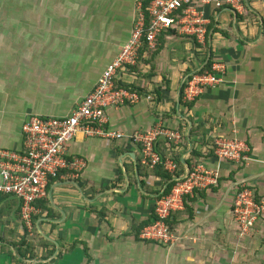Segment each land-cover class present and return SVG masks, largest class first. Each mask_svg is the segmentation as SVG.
Listing matches in <instances>:
<instances>
[{"label":"crops","instance_id":"0c3cea01","mask_svg":"<svg viewBox=\"0 0 264 264\" xmlns=\"http://www.w3.org/2000/svg\"><path fill=\"white\" fill-rule=\"evenodd\" d=\"M138 4L141 0H0V149L22 150L21 126L29 115L67 116L92 91L129 39ZM191 6L208 19V53L177 28L162 36L152 63L142 62L140 71L120 70L116 82L144 81L151 98L106 109L105 128L121 138L76 134L67 154L83 158L86 166L78 176L63 171L49 179L30 229L20 218L19 201L0 194V264L235 260L225 252L239 242L232 213L236 186L245 183L264 199V0H241L239 7L192 0ZM210 55L223 66L222 81L187 106L184 80ZM159 124L182 128L186 141L171 151L180 153L184 173L193 150L208 151L209 137H235L248 146L240 162L214 154L191 157L193 165L216 171L219 180L189 195L172 215L171 245L139 234L165 184L145 169L131 136ZM257 224L264 226V212Z\"/></svg>","mask_w":264,"mask_h":264},{"label":"built area","instance_id":"2783aa9c","mask_svg":"<svg viewBox=\"0 0 264 264\" xmlns=\"http://www.w3.org/2000/svg\"><path fill=\"white\" fill-rule=\"evenodd\" d=\"M202 3L221 2L239 7L241 0H200ZM192 0H151L146 10L139 4L129 39L122 45L116 57L105 67L92 91L64 117L29 115L22 123L23 147L20 151L0 149V194L11 195L19 201L20 218L29 229L37 209V199L45 197L50 178H57L63 171L72 176L81 174L86 166L83 158L68 156L67 144L77 133L85 136L121 138L123 135L105 128L106 109L138 102L142 97L124 87H116L120 70L136 64L139 49L147 44L149 49L157 45V36L165 29L176 26L179 31L193 35L202 45L206 43L208 19L202 11L191 6ZM180 11V13H179ZM223 66L213 63L210 70L194 71L184 80L182 99L193 101L205 88L222 81ZM140 149L141 162L150 168L163 164L169 172L177 170L176 163L163 159L155 150V143L162 137L177 144L181 140L178 129L156 125L132 136ZM215 155L219 158L240 162L246 158L248 146L242 139L218 136L214 141ZM167 193L164 191L155 201V218L140 231V237L171 245L175 235L168 225L172 214L184 208L185 197L195 190L217 183L218 173L194 164L192 169L175 177ZM166 185V184H165ZM233 199L232 213L239 231L250 230L264 212V199L256 200L252 187L241 184Z\"/></svg>","mask_w":264,"mask_h":264},{"label":"trees","instance_id":"16d2710c","mask_svg":"<svg viewBox=\"0 0 264 264\" xmlns=\"http://www.w3.org/2000/svg\"><path fill=\"white\" fill-rule=\"evenodd\" d=\"M150 1L151 0H141V5H142L143 10H146V7L150 3ZM179 13H180V11H179ZM174 29H177V27L174 26L172 28H168V29L163 30L157 36V45H156V47L154 49H149V47L147 46L146 43L143 44L141 46V48L139 49L138 58H137L136 64H134L132 66H129L130 70L132 69V70H135V71H140V65H141L142 62H144V64L145 63H147V64L152 63V60L154 59L156 53L158 51H160V49L163 46L164 37H162V36H164L168 32L176 31ZM197 44L202 45L200 43H197ZM202 47H204L205 53H208L209 48H208V41L207 40H206L205 45H202ZM212 64H213V58H212V55H210L209 58H208V60H207V62L204 64V66H202V68L200 69V71L210 70ZM145 75L147 76V79L152 76L150 73H147V74L144 73V77H145ZM143 83H144V81H141V80L135 81V82H133L131 84H129V83H122L120 81L119 82H116L115 81L116 87H124V88H127V89L131 90V91H135V92L139 93L140 95H146L147 94L146 91H147L148 87H147V84H145V83L143 84ZM183 88H184V84L182 85V92H183ZM156 92H157V94H160V92H159L158 89H156ZM182 101H183V99H182ZM191 102L192 101L187 102L186 103L187 106H191ZM172 129H174V128H172ZM199 129L201 131L200 136L201 137L203 136L204 137V141H205L206 134H205L204 130H202L201 128H199ZM178 130L180 131L182 137H181V140L177 144L173 143L172 141H168V140H166L165 138H162V137L158 138L157 141H156V143H155V150L158 152V154L160 155V157H162L163 159H166V158L172 159L176 163L177 170L174 171V172H169V171H167L164 168L163 164H158L157 166H155L153 168H150L148 165H143L145 167V169L148 170V172H150L151 174H154V175H158L161 178L163 184H167V188L165 189L164 193H167L169 191V189L171 188V186L175 182V179L174 178L181 176L184 173V171H185V169H184L185 168L184 162H182V160H181L180 153L179 152L178 153H175V152H172L171 151V149L174 146L178 145L180 142H182V140H185L186 141V136L183 134L182 128L179 127ZM192 132H193V130H192ZM190 135H192V134L190 133ZM206 141H210V145L208 146V149H207L208 151H206V153H201V152H196V151L193 150L191 152V157L192 156H197L199 158L200 157L202 158V157L207 156L209 154L210 155L211 154H214L215 155V152H214V147H215L214 141H215V137H209L208 139H206ZM138 146H140V145H138ZM191 157L188 158L187 161H186L187 162V165L189 166V169H192V167H193L192 166L193 164H192V160H191L192 158ZM218 180H219V178H218ZM218 180H217V183H218ZM211 186H213V185H211ZM211 186H209V187H211ZM236 187H237L236 188V192H237L241 187L239 185L236 186ZM195 191H197V190H195ZM158 197H159V195H158ZM187 197H185V200H186ZM257 200H259V198ZM154 218H155V214L153 215L152 219H149L146 222V224H149L150 222H152V220ZM146 224L143 223L142 226H141V229ZM168 225H169L170 229L172 230V224H171V220L170 219L168 220ZM141 229H140V231H141ZM143 240H145V239H143ZM146 241H150V240H146Z\"/></svg>","mask_w":264,"mask_h":264},{"label":"rangeland","instance_id":"374dc122","mask_svg":"<svg viewBox=\"0 0 264 264\" xmlns=\"http://www.w3.org/2000/svg\"><path fill=\"white\" fill-rule=\"evenodd\" d=\"M237 236L239 241L237 249H228V252H225L226 255L235 258L232 264H264V226L260 229V225H256L255 222L244 234L238 231Z\"/></svg>","mask_w":264,"mask_h":264},{"label":"water","instance_id":"95a60500","mask_svg":"<svg viewBox=\"0 0 264 264\" xmlns=\"http://www.w3.org/2000/svg\"><path fill=\"white\" fill-rule=\"evenodd\" d=\"M189 170V168H188V166H187V168H186V172ZM185 172V173H186ZM166 186H167V184L166 185H164V187H163V191H164V189L166 188Z\"/></svg>","mask_w":264,"mask_h":264}]
</instances>
